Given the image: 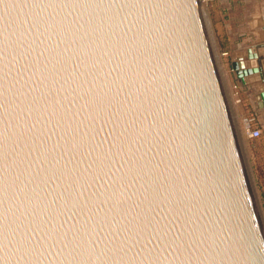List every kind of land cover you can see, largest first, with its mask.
<instances>
[{
  "label": "water",
  "instance_id": "95a60500",
  "mask_svg": "<svg viewBox=\"0 0 264 264\" xmlns=\"http://www.w3.org/2000/svg\"><path fill=\"white\" fill-rule=\"evenodd\" d=\"M201 2L0 0V264H261Z\"/></svg>",
  "mask_w": 264,
  "mask_h": 264
},
{
  "label": "rangeland",
  "instance_id": "374dc122",
  "mask_svg": "<svg viewBox=\"0 0 264 264\" xmlns=\"http://www.w3.org/2000/svg\"><path fill=\"white\" fill-rule=\"evenodd\" d=\"M201 1L212 47L217 55L218 69L222 77L225 93L229 99V109L238 148L264 224V123L261 118V112H256L259 110L257 105L256 109L251 111L249 101L245 95L249 90L248 92H250V96L254 99L257 87L260 83L245 85L249 86V88L245 87L243 92L237 90L236 94L234 92L236 91L234 90L236 85L234 84V76H232L234 73L230 69L229 56H225L228 54L225 52H229L226 50L229 41L227 40L229 24L226 23L227 16L225 15L231 13L236 19L234 27L238 31H241L245 20L253 15L255 8L251 6L253 2H246L236 8L231 7L230 9H227L226 7H220V3L216 2V0L211 2ZM240 46L241 45L239 44L238 47ZM226 57L228 60H226ZM230 75L232 82L229 79ZM242 114L245 115L241 116ZM246 124H248L251 131L259 129L261 135L254 138L249 137L244 128Z\"/></svg>",
  "mask_w": 264,
  "mask_h": 264
},
{
  "label": "crops",
  "instance_id": "0c3cea01",
  "mask_svg": "<svg viewBox=\"0 0 264 264\" xmlns=\"http://www.w3.org/2000/svg\"><path fill=\"white\" fill-rule=\"evenodd\" d=\"M216 2L220 3V7H226L227 9H230L231 7L236 8L237 6L241 4L243 5L246 2H253L251 6L255 8V11L253 12V15L250 18L245 20L241 31H238L234 27V25L236 24V19L234 18V16L231 15V13L225 15L227 16L226 23L229 24V29L227 31V40L229 41L228 46L226 48V50H228L229 52H225L228 53L225 56H229L230 62L239 61L241 63L248 64L246 68H250L253 73H259V75L261 76V82L260 85L256 87L258 90L263 91L264 85H262V83L264 84V0H216ZM239 44L241 45L240 47H238ZM251 48L255 49V52L257 54L256 59H247L246 50ZM238 52L240 53V57L233 58V54ZM226 60H228L227 57ZM232 76H234V74ZM229 79L231 81V75L229 76ZM234 84L236 85L234 87V90H236L234 92L236 94L237 90L239 92H243L245 87L249 88V86H245L235 77ZM248 91L247 93H245V95L247 96V99L249 101V107L251 108V111H253L256 109V102L254 99H252V97L250 96L251 94ZM256 112L260 113L261 111L257 110ZM244 115L245 114H242L241 116Z\"/></svg>",
  "mask_w": 264,
  "mask_h": 264
},
{
  "label": "snow or ice",
  "instance_id": "6c2138e0",
  "mask_svg": "<svg viewBox=\"0 0 264 264\" xmlns=\"http://www.w3.org/2000/svg\"><path fill=\"white\" fill-rule=\"evenodd\" d=\"M96 119H97L96 117H93L92 131L94 132V135L90 136L89 139L96 140L97 137H100L97 147L103 149V151L101 152L102 158L106 160H110L111 162L115 158L116 155L115 149L117 148V143L121 140V135L119 133L113 135L115 129H112L111 131L107 130V124L105 123V120L103 118L100 119L99 127H97ZM108 120L109 121L112 120L111 113H109L108 115ZM92 151H94V149ZM102 179L103 177L98 175L93 178V181L95 182ZM80 195H84V192L78 194L77 200L79 199ZM261 264H264V260L261 261Z\"/></svg>",
  "mask_w": 264,
  "mask_h": 264
},
{
  "label": "built area",
  "instance_id": "2783aa9c",
  "mask_svg": "<svg viewBox=\"0 0 264 264\" xmlns=\"http://www.w3.org/2000/svg\"><path fill=\"white\" fill-rule=\"evenodd\" d=\"M204 2H211L213 0H203ZM245 132L247 133V135L249 137H258L260 135V130L259 129H255V130H250V128L248 127V124L245 125Z\"/></svg>",
  "mask_w": 264,
  "mask_h": 264
}]
</instances>
